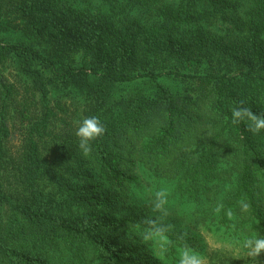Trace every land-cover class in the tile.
Returning <instances> with one entry per match:
<instances>
[{"label": "trees", "instance_id": "1", "mask_svg": "<svg viewBox=\"0 0 264 264\" xmlns=\"http://www.w3.org/2000/svg\"><path fill=\"white\" fill-rule=\"evenodd\" d=\"M10 1L21 21L2 26L39 41L0 38V65L20 62L45 113L15 159L8 148L9 91L2 103L0 264H161L145 239L152 234L168 239V259L179 248L198 252L197 238L173 227L176 219L153 216L134 199L140 170L164 179L178 199L204 203L205 216L220 213L227 226L235 217L247 232L264 236V132L232 118L235 108L264 117V0ZM220 19L231 27L212 28ZM227 38L239 45L233 57L240 71L178 73L190 83L184 91L159 85L154 95L109 101L113 84L163 74L127 73L137 63L149 67L152 57L162 56L215 59ZM79 52L83 65L67 67ZM43 68L63 82L89 83L82 119L97 116L106 131L87 156L75 127L64 135L49 132L47 151L54 80Z\"/></svg>", "mask_w": 264, "mask_h": 264}, {"label": "rangeland", "instance_id": "2", "mask_svg": "<svg viewBox=\"0 0 264 264\" xmlns=\"http://www.w3.org/2000/svg\"><path fill=\"white\" fill-rule=\"evenodd\" d=\"M7 20H15L14 24L21 21L14 13L13 3L10 0H0V38L8 43L22 40L33 42L35 45L38 43L37 36H27L21 31H14L2 26ZM223 26L231 27L223 19L217 20L211 25L215 30H223ZM220 33L226 34L225 31H220ZM226 41L228 44L220 45L222 51L214 55L215 59L202 58L199 60L198 57L175 56L170 58L162 56L159 59L152 57L149 67L137 63L127 73L130 74V71L134 70L140 73L154 71V73L163 74L156 81L152 78H138L129 82L113 84L110 87L109 101L154 95L158 91L159 85L169 88L174 93L184 91L190 83L178 76V73H203L211 67H215L221 72L227 70L228 67H238L239 70L233 69V71H240L242 64L240 60L233 57L234 53H238L239 45L232 43L229 39ZM226 50L228 53L225 54L223 51ZM88 60L94 63L91 58ZM81 65H83V52L75 54L73 61H70L67 67L79 68ZM97 66L100 72L106 70L100 65ZM37 67L40 66L37 65ZM43 71L47 73L49 81L54 80L49 83L48 104L55 115L49 120L47 133H44L45 142L47 146H50L47 151H50L53 141L47 134L53 132L55 135H64L65 129L70 130L72 127H75L76 131L78 123L82 120L83 110L91 102V96L89 83L84 79L63 82L61 79L49 75L50 72L44 68ZM98 81L97 78L92 77L91 82ZM7 91L10 94L6 99V103H8L6 120L12 133L8 148L12 157L16 159L22 155V147L27 144L30 129L43 119L45 110L41 92L34 87L32 77L22 72L20 62L15 58L0 65V112ZM34 138L37 139L36 136ZM138 174L139 184L133 185L134 199L141 200L143 205L148 206L153 216L162 219L170 216L176 219V224L173 227L176 226L184 232L191 233L199 243L198 252L179 248L175 253L176 259L171 260L166 257L168 239L165 236L152 234L145 237L150 243V250L155 259L161 264H184L185 253L198 256L201 264H264V255L259 258L249 256V249L245 247L247 239L264 236L252 233L251 230L247 232L246 229L239 226L235 217H230L227 226L220 222V213L215 214V218L205 216L207 210L203 206L204 203L196 204L192 201L180 200L173 196L172 187L164 179H159L146 170H140ZM157 193H163V196L158 199ZM160 200L163 203H160ZM158 204L159 207H157Z\"/></svg>", "mask_w": 264, "mask_h": 264}, {"label": "clouds", "instance_id": "3", "mask_svg": "<svg viewBox=\"0 0 264 264\" xmlns=\"http://www.w3.org/2000/svg\"><path fill=\"white\" fill-rule=\"evenodd\" d=\"M233 122H239L244 119L251 121L250 130L253 133L264 132V117H259L247 109L235 108L232 111ZM106 128L97 116H88L78 123L76 136L79 138V148L85 156L92 150V143L105 134ZM163 193H157L158 199ZM160 203H163L160 200ZM160 205L158 204L157 207ZM247 207V205H245ZM245 247L249 249V256L259 258L264 255V237L249 238L245 241ZM184 264H201V260L195 254L185 253Z\"/></svg>", "mask_w": 264, "mask_h": 264}]
</instances>
